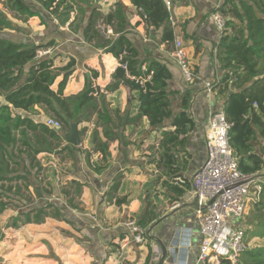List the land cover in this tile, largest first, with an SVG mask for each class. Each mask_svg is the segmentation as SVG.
I'll return each instance as SVG.
<instances>
[{"label": "trees", "instance_id": "16d2710c", "mask_svg": "<svg viewBox=\"0 0 264 264\" xmlns=\"http://www.w3.org/2000/svg\"><path fill=\"white\" fill-rule=\"evenodd\" d=\"M99 1L2 0L0 216L7 211L11 213L4 220L0 217V241L4 237L3 231L9 228H18L26 223L39 224L47 217L65 220L63 203L44 199V195L52 194V187L48 188L52 183L46 184L45 168L37 155L46 152L59 156L68 149L71 157L74 156L75 146L60 144L59 132L66 128L69 130V122H89L94 118L95 130L91 141L93 151L99 152L101 158L99 166L90 163V167L99 172L110 157L109 143L115 140L126 143V124L139 125L145 118L147 130L144 133L159 131L163 136L156 151L158 160L153 158L151 162L155 166L161 163L167 168L163 184L171 192L167 195L169 201L177 200L184 192L182 187L170 181L177 176L171 171L176 170L175 164L179 163L175 152L185 151L189 134L195 128V120L187 111L191 92L182 94L180 108L175 111L173 101L180 92L170 86V68L151 50L142 51L128 37L131 15L136 13L142 17L144 14V24L150 31H160V42L171 50L170 45L175 40L171 6L163 0H127L129 5L123 0H114L110 9L102 11ZM215 12L223 16L224 25L222 28L216 26L220 35L213 51L221 75L210 82L213 93L211 108L222 110L230 123L228 141L239 169L258 177L261 184L252 203L251 220L246 226L245 241L248 244L250 237L264 238V182L260 176L264 170V0H222L204 16L209 17L212 25H216L211 18ZM6 13L22 22L37 17L40 24L49 25L45 35L49 40L22 41L20 34L23 29L7 18ZM182 28L183 37H188L184 26ZM10 31L17 32V35ZM54 32L72 40L80 38L87 47L111 53L119 60L120 65L112 77L121 79L127 98L136 101L133 113L128 109L123 112L115 109L110 113L104 95L89 79L76 94H64L75 59L70 57L65 65L56 67L49 53L37 56L38 50H55L58 42L51 36ZM91 74L96 76L97 72L92 71ZM58 75L62 78L53 90L51 86ZM107 88L114 90L117 87L111 83ZM35 106L42 107L50 118L59 121L58 129L34 121L30 113L35 111ZM98 127H101L102 135ZM167 127L172 129H165ZM32 179L38 182L35 194L30 191ZM83 185L70 179L61 187V195L69 207L78 208L74 199ZM124 201L125 198L117 199L116 203ZM157 213V207L149 200L137 222L148 227L147 224L157 220ZM124 234L122 232V236ZM240 262L264 264V245L247 246L241 253Z\"/></svg>", "mask_w": 264, "mask_h": 264}, {"label": "crops", "instance_id": "0c3cea01", "mask_svg": "<svg viewBox=\"0 0 264 264\" xmlns=\"http://www.w3.org/2000/svg\"><path fill=\"white\" fill-rule=\"evenodd\" d=\"M123 1L129 5L127 0ZM221 1L171 0L170 10L175 31L174 43L170 45L171 50L166 49V44L160 42V31H150L151 29L144 24L143 18L136 13L130 17L131 26L128 37L142 51L151 50L153 55L165 62L172 72L170 86L180 92L177 99L173 101L175 111L180 108L182 94L186 91L191 92V104L187 111L195 120V128L189 134L185 151L175 152L179 160V163L175 164L177 169H171L176 172L177 176L170 182L182 187L184 191L180 197L169 201L167 195L171 192L163 184L167 168L161 163L155 166L151 162L153 158L158 160L156 151H158L163 136L159 131L146 135L144 133L147 130L145 118L139 125L126 124L124 133L126 143H119L118 140L109 143L110 157L107 159L108 162L104 163L103 167H105L99 172L90 167V163L92 165L97 163L99 166L101 158L99 152L93 151L94 144L91 141L93 130H95V120L93 118L89 122L77 123L79 144H71L77 148L73 157L68 149L59 155L63 157L62 159L54 153L41 152L37 155L45 168L43 173L46 177L45 182L50 180L48 183L51 184L53 180L52 186L55 185L56 201L63 203V208L66 209L65 220L47 217L39 224L26 223L18 228L4 230V237L0 241V264H158L163 246L166 250V257L162 264H178V249L175 247L176 231L181 227H191L193 236V226L196 224V221L190 219L188 214L194 211L190 179L205 159L204 135L209 110L213 105L211 87L208 92L205 82L217 80L221 75L213 51L220 31L216 25L210 24L209 17L204 18V16ZM113 2L114 0H104V3L99 4L101 9L108 10ZM11 21L18 27L23 26L20 34L22 41L39 42L46 39L43 34L46 27L40 24L37 17L26 21L29 26L25 24L26 22L15 18ZM183 26L185 33L189 35L185 38L183 37ZM107 31L110 32V29ZM51 36L58 42L55 46L58 55L54 58L56 67L65 65L70 57L75 59V65L71 69L63 91L65 95L76 94L89 79L94 87L99 88V93L104 95L110 113H113L115 109L120 112L128 109L133 113L136 101H130L127 98L128 93L122 80L112 77L115 68L120 65L118 59L111 53L87 47L80 38L72 40L57 32ZM176 41L180 42L194 74L191 81L185 80L173 55ZM57 60H60V65L55 64ZM92 71H96L97 75L93 76ZM61 78L62 75L56 77L51 86L53 90H56ZM111 83L117 88L114 90L107 88V85ZM30 115L34 121L42 123L50 118L39 106H35V111ZM82 128L85 129L82 131ZM97 130L102 135L101 127ZM67 132L68 128L59 132L61 146L68 143L65 139ZM195 155L199 158L194 165ZM45 158L48 161H45ZM261 175L264 176V170L261 171ZM70 179L84 184L80 194L74 199L78 208L69 207L60 192L61 187ZM261 181L264 182V177H261ZM149 184L150 190L146 193V200H150L151 205L157 207L158 213L157 220L147 225L158 229L156 222L163 217L158 225L167 223L165 227L171 231L173 236L172 239L168 238L170 241L167 243L163 234L154 235L151 246L147 248L144 242L135 244L126 234L122 236V232H126L123 221L127 217L132 216L138 220L143 213L147 201L143 203L140 194H143ZM53 189L54 187L52 193ZM30 191L33 194L32 186ZM123 198H125L124 202L116 203L117 199ZM256 198L257 195H254L250 205H247L249 206L246 215L247 222L251 220L252 203ZM173 203H178V206L171 207V209L178 207L182 209L175 213H167V205L173 206ZM179 216H182V219ZM244 217L243 221H240L241 226L242 222L245 223ZM247 222L245 228H247ZM143 227L147 228V226ZM247 242L248 247L264 245V238L253 236L248 238ZM198 246L193 247L191 239V247L188 249L185 264L195 263ZM168 254L170 260H168Z\"/></svg>", "mask_w": 264, "mask_h": 264}, {"label": "built area", "instance_id": "2783aa9c", "mask_svg": "<svg viewBox=\"0 0 264 264\" xmlns=\"http://www.w3.org/2000/svg\"><path fill=\"white\" fill-rule=\"evenodd\" d=\"M163 1L170 6V0ZM142 18H145L144 14ZM211 18L218 28H222L224 18L220 13H213ZM50 51L49 48L38 50L37 56ZM173 55L185 80L191 81L194 74L179 41H176ZM205 87L209 92L210 82H205ZM45 124L51 128L60 126V122L52 118H48ZM229 128L230 123L223 111L210 108L204 135L205 159L190 179L194 214L202 235L194 264H241V253L248 246L245 229L240 221L248 203L253 200L250 190L254 189L255 195H258L261 184L258 177L239 169L237 159L229 146ZM176 206L178 203H173L172 207ZM236 219L238 223L234 225ZM123 226L126 228V236L133 243H143L147 228L140 225L135 217H127ZM191 239V227L177 229L175 247L178 249V264H185Z\"/></svg>", "mask_w": 264, "mask_h": 264}, {"label": "rangeland", "instance_id": "374dc122", "mask_svg": "<svg viewBox=\"0 0 264 264\" xmlns=\"http://www.w3.org/2000/svg\"><path fill=\"white\" fill-rule=\"evenodd\" d=\"M29 1H31V0H29ZM100 2H102V3H104V0H100L99 1V3ZM114 3V2H113ZM112 3V4H113ZM170 3H171V0H170ZM112 4H111V6H112ZM101 6V5H100ZM110 6V7H111ZM110 7H109V9H110ZM102 11H107V10H103V9H101ZM6 15H7V18H9V19H11V20H13L14 21V18H12V16H11V13H6ZM39 20V19H38ZM37 21V20H36ZM26 25H28L29 26V24L26 22L25 23ZM20 27H23V26H20ZM47 27H49V25L48 26H46V28H45V31L43 32V34H44V36L46 35V33H47ZM13 35H17V32H13V31H10ZM47 40H49V39H45V41H47ZM57 50H52V51H50V56L51 57H53V58H56L57 57V52H56ZM58 62L57 63H55L56 65H60L59 63H60V60H57ZM198 156H196L195 155V157H194V160H195V163H194V165L196 164V162H197V160H198ZM45 161H48V159L47 158H45L44 159ZM191 168H192V166H191ZM261 177H264L263 175H261ZM50 180H48V182H49ZM53 180H51V183H53L52 182ZM48 182H46V183H48ZM37 185H38V182H37V180L36 179H32V190H33V193L35 194V189H36V187H37ZM54 187V189H53V193L52 194H50V195H44V199H49V200H56V197L57 196H55V191H56V189H55V185L53 184V186H52V188ZM38 188V187H37ZM147 189V190H146ZM145 191H143V194L141 193L140 195H141V197H142V199H143V203L145 202V201H147L146 200V193H148V190H150V184L148 185V186H146V188L144 189ZM145 192V193H144ZM256 193H255V190L254 189H251L250 190V196H254ZM150 195V194H149ZM250 203L251 202H249L248 204L250 205ZM144 205V204H143ZM167 210H166V212L167 213H175V211H178V210H181L182 208L180 207H178V208H176V209H171V207L172 206H169V205H167ZM249 207V206H248ZM246 208V210H245V217H244V221H245V223H243L242 222V227L246 230V228H245V225H246V222H247V218H246V215H247V213H248V209L249 208ZM10 213H11V211H7V212H5L4 214H2L0 217L4 220V219H6V217H8L9 215H10ZM183 213H181V215H182ZM189 217H190V219H194L195 221H196V218H195V214H194V211L192 210V211H190L189 213ZM181 219H182V216H179ZM163 218V217H162ZM161 218V219H162ZM160 219V220H161ZM159 220V221H160ZM159 221H157L156 222V225L158 226V229H155L154 228V226H150V227H147V232H146V236H145V240L143 241L144 243H145V245L147 246V248H149L150 246H151V242H152V239H153V236L154 235H161V234H163L164 236H165V242H169L170 240H168V238H170V239H172V233H171V231H169V230H167L166 229V224L167 223H163V224H161V225H158V223H160ZM243 221V220H242ZM235 223V224H234ZM233 224L234 225H237V223H238V219H236L235 220V222H234ZM162 235V236H163ZM246 239V238H245ZM168 240V241H167ZM201 241H202V235L200 234V232H199V230H198V222L196 221V224H195V226H193V236H192V243H193V247H196V245H200V243H201ZM190 249H192V248H190ZM168 260H170V255L168 254Z\"/></svg>", "mask_w": 264, "mask_h": 264}, {"label": "water", "instance_id": "95a60500", "mask_svg": "<svg viewBox=\"0 0 264 264\" xmlns=\"http://www.w3.org/2000/svg\"><path fill=\"white\" fill-rule=\"evenodd\" d=\"M76 124H77L76 122H69V130L65 134L66 141L73 145L79 144V135H78V130L76 129ZM165 257H166V250L165 247L163 246L162 256L158 264H162L163 261L165 260Z\"/></svg>", "mask_w": 264, "mask_h": 264}]
</instances>
